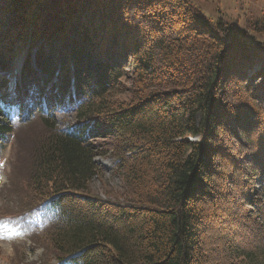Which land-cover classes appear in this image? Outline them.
<instances>
[{"label":"trees","instance_id":"trees-1","mask_svg":"<svg viewBox=\"0 0 264 264\" xmlns=\"http://www.w3.org/2000/svg\"><path fill=\"white\" fill-rule=\"evenodd\" d=\"M249 28L264 36V19ZM246 38L187 0H0V150L34 122L48 132L27 170L35 200L12 215H41L40 264H208L207 206L245 172L264 226V50ZM19 58L10 99L2 76ZM124 78L131 96L120 102ZM23 90L38 112L12 127ZM61 108L72 125L58 126ZM106 139L123 184L112 200L92 186ZM227 235L240 264H264V245L245 250Z\"/></svg>","mask_w":264,"mask_h":264},{"label":"rangeland","instance_id":"rangeland-1","mask_svg":"<svg viewBox=\"0 0 264 264\" xmlns=\"http://www.w3.org/2000/svg\"><path fill=\"white\" fill-rule=\"evenodd\" d=\"M192 3L201 14L213 22L219 19L224 20L232 26L240 28L247 32L248 45L259 46L264 50V36L255 34L250 30V26L257 21L264 19V0H187ZM111 7V6H109ZM106 9V7L104 8ZM110 9V8H108ZM122 12V11H121ZM118 12L112 18L118 19L124 24L123 13ZM108 13V12H107ZM121 13V14H120ZM109 15V14H108ZM124 22V23H123ZM264 56V54H262ZM24 58H19L9 74L3 75L2 79H11V87L8 98L12 99L16 82L13 80L16 76L21 77ZM126 73H130L126 70ZM254 70L251 71V74ZM250 74V76H251ZM128 79V78H127ZM124 78L122 83L127 92L117 96L115 99L120 102L127 101L131 94V81ZM260 81V80H258ZM21 89L24 82L19 80ZM33 97L26 91H22L21 100H23V109L15 110V116H26L28 111L35 107ZM32 111V110H31ZM33 112V111H32ZM60 111L57 114L59 124L62 120L71 123L72 117L68 113ZM12 122V121H11ZM17 137L9 136L4 142H1L0 152V218L15 215L24 210L34 198L28 194L29 173H27L32 150L47 138V130L41 123H32L18 130ZM111 140H98L102 149L108 152L107 155L97 159L103 172L98 178H94V195L104 200H112L116 191L122 189L121 178L114 173V161L111 157ZM109 144V146H105ZM224 172L228 175L232 173V165L224 161ZM229 164V165H228ZM29 172V171H28ZM249 172L235 177L232 182L227 179L221 188L217 191L219 194L215 197L216 207L209 203L207 210L209 216L206 219L204 238L202 239V250L206 255L208 264H240L242 257L233 255L232 252L225 249L224 236L232 235L239 241L242 247L252 250L264 245V238L261 236L264 226L260 218L257 217L253 208L248 205L250 193L247 191L252 185L247 182ZM251 185V186H250ZM254 187H257L256 185ZM251 190V189H250ZM28 220L37 223L38 219L33 215H28ZM11 220L12 222L0 223V264H40L45 259L44 249L38 247V243L31 237V226L25 221L24 217ZM40 228H38L39 230ZM262 230V231H261ZM32 238V239H31Z\"/></svg>","mask_w":264,"mask_h":264}]
</instances>
